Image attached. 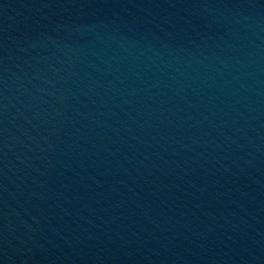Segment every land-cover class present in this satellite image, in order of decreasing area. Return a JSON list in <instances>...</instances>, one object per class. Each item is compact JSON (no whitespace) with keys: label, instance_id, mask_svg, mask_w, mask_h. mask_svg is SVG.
Instances as JSON below:
<instances>
[{"label":"water","instance_id":"water-1","mask_svg":"<svg viewBox=\"0 0 264 264\" xmlns=\"http://www.w3.org/2000/svg\"><path fill=\"white\" fill-rule=\"evenodd\" d=\"M0 264H264V0H0Z\"/></svg>","mask_w":264,"mask_h":264}]
</instances>
